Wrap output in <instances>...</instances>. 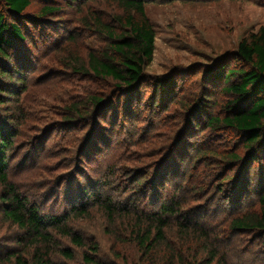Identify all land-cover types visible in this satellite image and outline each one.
Wrapping results in <instances>:
<instances>
[{
    "label": "rangeland",
    "instance_id": "374dc122",
    "mask_svg": "<svg viewBox=\"0 0 264 264\" xmlns=\"http://www.w3.org/2000/svg\"><path fill=\"white\" fill-rule=\"evenodd\" d=\"M145 1L156 50L145 81L138 92L132 90L134 101L131 90L96 77L87 63L90 53L99 57L109 43L98 22L118 33L122 20L138 18L135 12H126L117 0H32L23 21V67L16 66L12 80L1 79L6 104L0 124L13 137L6 152L8 179L42 218L64 217L83 238L85 248L53 233L55 252L69 249L74 256L57 254L58 263L84 264L88 245L109 263L148 264L152 255L163 264L171 250L145 257L136 238L139 229L151 227V214L177 197L187 218L172 219L165 234L188 263L205 253L203 240L185 236L184 225L202 226L208 235L204 249L214 250L225 264H264V234L238 233L230 226L239 211L258 208L256 192L243 196V206L235 202L244 175L253 187L259 184L256 166L244 171L242 160L236 166L225 158L229 153L245 158L241 136L207 125L210 115L222 113L212 103L227 100L219 88L210 90L208 71L264 28V0ZM46 7L55 11L39 20ZM10 55L15 59L18 52ZM224 60L227 68H246L232 55ZM165 76L177 86L171 96L156 89V78ZM209 90L213 96L206 98ZM94 97L106 102L94 107ZM207 99L211 104L202 107ZM5 192L0 185V264H12L8 255L33 248L21 243L23 231L3 216ZM83 204V215L70 216Z\"/></svg>",
    "mask_w": 264,
    "mask_h": 264
},
{
    "label": "trees",
    "instance_id": "16d2710c",
    "mask_svg": "<svg viewBox=\"0 0 264 264\" xmlns=\"http://www.w3.org/2000/svg\"><path fill=\"white\" fill-rule=\"evenodd\" d=\"M117 1L121 3L126 12H130V14L135 12L138 18L135 19L131 16L127 20H122V23H119L120 31L118 33L111 26L98 22L99 27L103 29L101 32L109 38V43L99 57L90 53L87 66L96 77L111 79L126 91L136 89L135 92H138L139 85L146 78L145 69L154 58L156 32L146 16L145 0ZM32 5V0H0V93L3 92L1 79L12 80L11 72L15 70L16 66L21 64L23 67L22 61L24 60L19 54L22 46H27L23 21H26L24 18L27 17L25 12ZM54 11L55 9L52 7L43 8L39 20L51 15ZM71 40L74 38L71 37ZM13 49L18 52L15 59L10 55V50ZM231 55L237 61H242L246 68H227L224 59ZM74 60L78 66H81L76 57ZM221 62L216 71L211 72V68L208 71L212 86L210 90L219 88V93L227 100L224 105L212 103L222 113L210 115L207 125L214 130L224 127L232 129L241 136L243 147L246 150L244 160L237 153H229L224 157L231 160L236 166H239L238 162L242 160L244 171L248 165L253 167L255 164L259 182L253 187L250 184V178L248 179L244 175L242 181L236 184L241 192L236 194L235 202L243 206L245 203L243 196L251 191L256 192L258 208L244 213L239 211L236 217L231 220L230 226L233 231L238 233L258 232L264 234V28L257 35H252L251 39H244L239 44L237 51L226 55L221 59ZM156 80L157 91H166L165 95L167 96H171L177 90L171 76L158 77ZM118 88L120 89V87ZM210 90L206 98L213 96ZM135 92L132 91L128 95L133 97ZM135 97L133 99L137 101ZM204 101H202V107H205L204 103L211 104L209 99ZM90 102L98 108L106 101L94 97ZM5 104L2 94H0V107ZM203 111L206 112L205 109ZM12 138L11 134L0 124V185L6 190V197L3 200L8 204L4 208L3 216L23 231L21 243L29 248L32 247L33 250L31 253L28 251L30 257L27 256L28 252L20 254L15 252L14 255H8L6 260L12 261V264H64L57 262L55 259L57 254L68 260H72L74 256L69 249H58L57 253L55 252V248L58 247H56L53 233L69 238L77 247L85 248V242L80 235L69 228L64 217L42 218L37 207L23 200L14 184L9 181L6 152L13 146ZM230 179L231 177H228L222 183H226ZM85 205L76 206L70 216L83 215L86 212ZM105 209L110 215L116 214L109 204H105ZM183 218L186 219L187 215L184 217L182 202L177 200V197L162 203L159 210L151 214L148 218L151 227L139 229L138 238H136L145 257L150 256L156 250L165 249L171 251L163 264H191L186 261L179 248L169 247L165 234L172 219ZM184 227L181 230L185 236L203 240L199 244L205 254L195 255L192 264H225L221 258L214 254V250L209 248L206 251L204 249L208 235L202 226L193 227L195 230H189L191 225H184ZM152 233H154L153 237H151ZM87 247L90 252L83 254L84 264H114L98 257L96 246L87 245ZM148 262V264H160L155 256L152 259V255Z\"/></svg>",
    "mask_w": 264,
    "mask_h": 264
}]
</instances>
